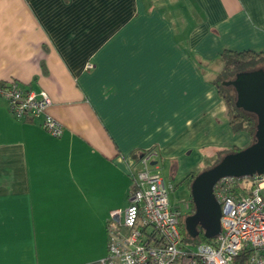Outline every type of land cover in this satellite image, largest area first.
<instances>
[{"label":"crops","instance_id":"obj_1","mask_svg":"<svg viewBox=\"0 0 264 264\" xmlns=\"http://www.w3.org/2000/svg\"><path fill=\"white\" fill-rule=\"evenodd\" d=\"M247 48L264 50V0H0V81L44 90L63 127L0 97V264L97 261L142 152L187 171L245 144L212 79Z\"/></svg>","mask_w":264,"mask_h":264},{"label":"built area","instance_id":"obj_2","mask_svg":"<svg viewBox=\"0 0 264 264\" xmlns=\"http://www.w3.org/2000/svg\"><path fill=\"white\" fill-rule=\"evenodd\" d=\"M0 97L17 118L39 123L54 137L62 134L61 123L48 112L51 100L44 90L0 81ZM155 155L152 149L138 159L140 168L130 173L127 206L110 212L105 255L82 264H264V174L219 178L213 185L221 210L215 242L189 247L180 231L183 214L170 204L164 180L152 164ZM241 181L251 189L238 196L232 187ZM183 201L188 211L190 202Z\"/></svg>","mask_w":264,"mask_h":264},{"label":"water","instance_id":"obj_3","mask_svg":"<svg viewBox=\"0 0 264 264\" xmlns=\"http://www.w3.org/2000/svg\"><path fill=\"white\" fill-rule=\"evenodd\" d=\"M240 76L241 80L234 82V86L239 91V97H244L249 103L248 111L257 114V138L250 146L224 156L214 167L205 169L193 179L190 195L195 212L187 220L196 218L206 236H217L220 230V202L214 196L213 187L217 180L228 175L264 174V70L241 72Z\"/></svg>","mask_w":264,"mask_h":264},{"label":"trees","instance_id":"obj_4","mask_svg":"<svg viewBox=\"0 0 264 264\" xmlns=\"http://www.w3.org/2000/svg\"><path fill=\"white\" fill-rule=\"evenodd\" d=\"M219 56L221 58V70L215 74L212 79V83L216 86L225 103H227L228 113L230 115V127L232 128V131L234 133H238L239 131L245 132L251 139V143H254L257 138V114L251 110H244L242 104L239 103V91L235 88L234 82L236 83V81L241 80V72H255L258 71L259 68L264 70V50L255 51L249 48L244 50L224 49ZM241 149L242 147L238 148L233 146L217 149L214 161L205 169L214 167L224 156L230 153L239 152ZM144 153L145 152H142L139 158L144 155ZM197 174L198 173L195 171L188 172L184 175L181 181H184L187 188L191 189L190 186ZM181 181L179 183H181ZM250 189L251 188L245 183V181L237 182L232 187V190L238 196L241 194H249ZM189 202L190 206L188 210L194 208L191 195ZM179 223L183 240L189 243V247L196 246V244L200 242H215L216 235L206 236L203 232H200L195 238L191 237L185 231L184 226L182 227L181 219Z\"/></svg>","mask_w":264,"mask_h":264},{"label":"rangeland","instance_id":"obj_5","mask_svg":"<svg viewBox=\"0 0 264 264\" xmlns=\"http://www.w3.org/2000/svg\"><path fill=\"white\" fill-rule=\"evenodd\" d=\"M240 103H242V105L244 106V110L248 111L247 108H249V103L246 101V99H244V97L240 98ZM250 145H251V139L249 138V140L245 142V144H241V147L246 148ZM214 152H215L214 148L207 147L204 149V154H203L204 156L197 163L193 161L191 162L190 160H185L186 164L194 163L191 166L189 165L185 166V168L190 167L187 171H180V169L177 170L178 164L174 159L166 160L165 158L158 157L157 159L158 169L155 171H158L164 180V183L167 187L170 204L173 205L174 209H177L178 211L182 212V214L186 212V208H185L186 205L183 199L189 202L190 189L187 188L186 183L184 181H181V179L188 172H193V171L197 173L203 172L205 168L210 166L214 161V157H215ZM177 161H179L180 163L182 162L181 159L180 160L177 159ZM183 166L184 165L181 164V168ZM136 168L139 169L140 165L137 164ZM180 181L181 183H179ZM170 182L173 185V187H170Z\"/></svg>","mask_w":264,"mask_h":264},{"label":"flooded vegetation","instance_id":"obj_6","mask_svg":"<svg viewBox=\"0 0 264 264\" xmlns=\"http://www.w3.org/2000/svg\"><path fill=\"white\" fill-rule=\"evenodd\" d=\"M192 203H193V199H192ZM194 212H195L194 208L190 209V210L186 211L185 213H183V215L181 217L182 227L184 226L185 231L193 238L198 236V234L200 232H203L201 224L197 222L196 218L191 217L189 220H187V217L190 215H193Z\"/></svg>","mask_w":264,"mask_h":264}]
</instances>
